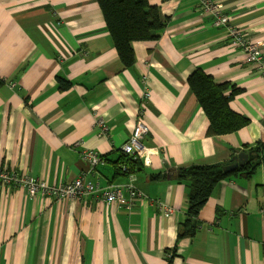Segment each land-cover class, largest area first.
I'll list each match as a JSON object with an SVG mask.
<instances>
[{"label": "crops", "instance_id": "1", "mask_svg": "<svg viewBox=\"0 0 264 264\" xmlns=\"http://www.w3.org/2000/svg\"><path fill=\"white\" fill-rule=\"evenodd\" d=\"M148 1L167 24L156 39L132 42L136 61L126 67L97 0H0V164L59 185L89 168L81 152L94 149L105 158L88 178H133L145 194L130 210L94 195L57 201L0 185V264H170L172 255L171 264H264V163L250 174L228 171L196 235L180 240L189 186L175 175L264 142V73L226 43L227 27L215 26L199 0ZM221 1L230 24L264 53V0ZM197 69L229 83L225 95L237 87L230 106L247 125L208 135L188 81ZM140 113L149 152L130 169L120 158L137 159L123 145ZM98 116L108 127L101 135Z\"/></svg>", "mask_w": 264, "mask_h": 264}, {"label": "trees", "instance_id": "2", "mask_svg": "<svg viewBox=\"0 0 264 264\" xmlns=\"http://www.w3.org/2000/svg\"><path fill=\"white\" fill-rule=\"evenodd\" d=\"M97 1L121 61L126 67L133 66L136 57L132 42L156 39L159 36V31L167 24L160 8L151 5L148 0ZM5 81L4 78L0 77V86ZM188 81L199 104L209 118L208 135L226 134L248 124L249 119L234 111L230 106L233 95L238 91L237 87L233 86L231 94L225 95L224 92L230 84L217 83L211 75L202 69L192 72ZM59 82L61 88H68L71 85V82L63 77H59ZM243 151L247 152L248 158L235 171L243 170L250 174L264 163V142L258 141L252 145H246ZM120 160H122V164L131 169L132 166L138 164L139 159L133 160L122 154ZM234 160L238 161V158L223 163L181 167L175 172L176 177L180 181H186L189 186L186 219L179 224L178 240L184 237L192 238L196 235L199 230L198 216L200 210L218 182L232 174L226 172L225 169ZM128 167H123V169L127 171ZM118 169L121 171L122 168L118 167ZM160 175L161 173L157 176ZM169 251L174 250L167 252ZM172 258L173 255L168 259L170 264Z\"/></svg>", "mask_w": 264, "mask_h": 264}, {"label": "built area", "instance_id": "3", "mask_svg": "<svg viewBox=\"0 0 264 264\" xmlns=\"http://www.w3.org/2000/svg\"><path fill=\"white\" fill-rule=\"evenodd\" d=\"M199 5L205 14L211 16L215 26L227 27L226 43L229 46L241 48L246 54V61L255 65L264 73V53L260 41L249 36L244 29L230 24V17L225 11L224 3L221 0H199ZM145 97H149V91H146ZM96 125L100 129V135L108 131L105 120L100 116L96 120ZM149 130L142 113L138 114L131 136L123 145V151L126 154H134L136 158L148 153L149 149L143 139ZM81 158L88 164L89 168L73 181L60 183L59 185H50L46 181L25 173H19L10 167L0 164V185L23 187L30 196L41 195L55 198L57 201L94 195L105 202L117 203L130 210L138 199L145 196L143 192L134 186L133 178L130 179L128 184L116 182L107 185H102L98 180L88 178V175L94 172L96 167L104 160L103 155L99 151L84 149L81 152ZM146 161H148L147 157Z\"/></svg>", "mask_w": 264, "mask_h": 264}, {"label": "water", "instance_id": "4", "mask_svg": "<svg viewBox=\"0 0 264 264\" xmlns=\"http://www.w3.org/2000/svg\"><path fill=\"white\" fill-rule=\"evenodd\" d=\"M237 158H238V162L234 165L227 166L225 169L226 172L237 168L239 165H242L245 162V160L248 158V154L246 152H241Z\"/></svg>", "mask_w": 264, "mask_h": 264}]
</instances>
